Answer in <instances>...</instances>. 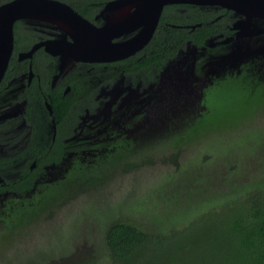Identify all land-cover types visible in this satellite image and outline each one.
I'll return each instance as SVG.
<instances>
[{"label": "rangeland", "instance_id": "obj_1", "mask_svg": "<svg viewBox=\"0 0 264 264\" xmlns=\"http://www.w3.org/2000/svg\"><path fill=\"white\" fill-rule=\"evenodd\" d=\"M20 24L27 27L29 23L21 21ZM230 30L227 37L213 36L204 41L202 47L186 45L166 61L150 83L129 87L120 79L101 85L100 103L89 115L98 122L94 132L122 133L138 144H150L184 128L203 109L200 103L202 88L212 76L222 69L236 67L254 51L264 55V32L242 37L236 36L237 30L232 25ZM11 83L14 86L7 92L2 105L8 100L10 103L0 109V121L16 115L22 107L21 102L13 103L12 94L21 89L22 77ZM211 121L207 118L204 126ZM253 122L260 128L259 139L264 136V112ZM199 138L202 137L193 138L191 144L197 145ZM262 141L249 146L237 139L227 149L217 151L216 140H212L209 156L200 164L195 158L194 167L142 168L135 174L117 178L112 184L114 189L104 198L96 193L83 195L60 220H56L55 230H49L50 226H42L41 231L39 227L34 228L18 245L19 249L16 246L20 257L14 258L11 264H20L21 259L25 261L29 256L32 259L36 253L34 249L43 251L35 256L36 264H65L63 257L75 249L92 254L93 264H116L107 256L102 237L105 225L116 216L143 230L151 226L156 229L158 219L170 220L176 228H181L196 218L197 226L185 237L192 239V246L187 250L185 261L176 264H220L205 259L213 244L223 237L219 230L207 233L214 218L205 214L223 209L225 203L238 201V209H243L242 217L247 220L242 225L252 221L262 200L255 193L264 185V137ZM247 186H251L253 194L248 196L250 201L245 202L243 197L250 191ZM234 191L238 193L225 200L224 194ZM249 234L246 229L242 231V238L238 239L240 249L245 247L244 240ZM212 238L214 240H210ZM178 244L181 245L182 240ZM44 255L48 258L39 259Z\"/></svg>", "mask_w": 264, "mask_h": 264}, {"label": "trees", "instance_id": "obj_2", "mask_svg": "<svg viewBox=\"0 0 264 264\" xmlns=\"http://www.w3.org/2000/svg\"><path fill=\"white\" fill-rule=\"evenodd\" d=\"M64 1L68 2L83 17L92 19L107 0ZM217 8V10H213L210 7H199L194 4L164 6L150 40L139 51L119 61L93 64V67L98 69L99 85L113 80L121 72L130 75L140 72L148 79H153L161 65L174 57L178 50L184 49L186 42L200 47L211 36L221 34L222 37H225L229 35L231 19L227 15L230 11L221 7ZM191 25L193 28H190ZM13 31L15 33L14 53L9 58L5 75L10 69H17L19 72L26 71L27 60H16L15 52L26 50L29 44L34 41L29 31L22 28L17 21L13 24ZM245 65L247 64L242 67ZM42 66L40 65V67ZM35 67L39 66L33 62L32 68ZM248 70L242 68L239 73L232 75L226 73L214 79L210 85L203 89L201 102L205 105V111L195 119L192 126L173 135L168 143L161 141L155 146L156 150L147 148L146 152L139 151L131 156L130 161L126 159L124 164L130 162V167H116V170L124 174L115 176L117 171H114V176L120 178L122 175L135 174L142 168H158L133 167L134 164L142 162L152 165L155 159H159L164 167L172 165L176 170L194 167L193 160L195 158L200 164L209 156L208 152L211 150L209 145L212 140H216L217 151L227 149L237 139L249 143V146L258 142L263 143L264 136L257 139L260 128L256 122L254 124L253 120L255 121L259 113L264 112V77L254 75ZM238 91L241 95L238 94ZM207 118H211L212 121L204 126ZM256 128L257 131H255ZM197 136L202 138H199L200 142L194 146L191 142ZM125 152H127L126 149ZM144 157L145 161L142 160ZM258 158L263 159L262 157ZM187 159H189L188 162H186ZM90 171L92 179L88 180V184L93 187L97 185L101 187L103 185L100 183L102 178L95 175L93 170L90 169ZM104 183L107 185V182ZM250 185L252 184L250 183ZM248 189L250 191L243 197L245 202L252 192L251 186ZM253 189L255 190V188ZM260 189L263 192L259 191L255 195L262 200L252 215L253 222L250 221L248 224L242 225V222L247 220L242 217L243 209H238V201L225 203L223 209L218 208L217 211L212 210L205 214L214 218V222L207 227V233L219 230L223 235L221 240L215 242L207 252L206 260L218 261L220 264H264V185ZM237 193L234 191L224 194V198L226 200ZM25 207L27 206H19L13 218L23 222L32 217L31 220L36 221L44 215L41 214L43 212L41 207L34 209L26 216V213L21 212L24 210L29 212L30 209ZM195 219L187 221L181 228H176L170 220L158 219L156 220L158 223L156 229H152L151 226L148 227L149 229L143 230L116 216L109 220L102 232L107 256L116 264H176L178 261H185L187 250L192 246V239L185 237L189 230L192 231L197 226L198 220ZM17 228L16 221L6 220V228L0 232V264H11L14 258L20 257L16 247L10 248L17 234H15ZM245 229L250 231V234L246 236L249 238L244 240L245 247L240 249L238 239L242 238L241 233ZM180 240H182L181 245L178 244ZM210 240H214V238ZM224 240L225 242H222ZM73 251L63 257L66 260L65 264H93L92 254L86 255L80 249ZM35 252L34 256L41 253L40 251ZM43 258L46 256L44 255L41 259ZM33 260L35 257L30 259V262L21 259L19 263L36 264L37 261Z\"/></svg>", "mask_w": 264, "mask_h": 264}, {"label": "flooded vegetation", "instance_id": "obj_3", "mask_svg": "<svg viewBox=\"0 0 264 264\" xmlns=\"http://www.w3.org/2000/svg\"><path fill=\"white\" fill-rule=\"evenodd\" d=\"M9 1L11 0H0V5ZM56 1L68 5L80 14L68 2ZM210 8L218 9L217 7ZM96 14L92 19L84 18L98 24L100 20H94ZM227 17L231 19L230 29L232 22L238 19V15L234 16L230 11ZM17 22L20 24L21 21ZM28 23L27 27L20 24L34 39L26 50L37 42L56 39L63 33L51 23ZM14 34L13 31V48L10 57L14 53ZM218 35L220 38L227 37ZM21 51L23 50L15 52L16 60H18L17 53ZM26 60V71L19 72L17 69H10L5 75V70L0 80V109L10 103L8 100L4 106L2 105L7 98H5L7 92L14 86L11 81L20 77L23 81L21 89L16 94L12 93L13 103H22L21 110L16 115L0 121V232L6 228V220L16 221L18 228L15 234H17L10 248L17 246L18 249V245L32 234L34 228L50 226L49 230L54 229L51 227L55 226L56 220H60L67 209L71 208L76 201H80L83 195L96 193L104 198L114 189L112 184L115 178H118L115 176L124 174L116 170V167H130V162L124 164L126 159L130 161L131 156L139 151L146 152L147 148L156 150L155 146L161 141L168 143L173 135L192 126L195 119L205 111V105L200 99L203 109L192 118L190 123L180 131L171 132L150 144H138L122 133H95L98 122L89 115H92L98 108L99 88L103 85H99L98 69L93 67V64L97 62H66L59 69L58 56L46 52L42 46L36 48L31 58ZM33 62L39 67L32 68ZM29 65L31 75L28 79L26 75ZM40 65L43 66L40 67ZM163 65L154 74L153 79H148L140 72L132 75L121 72L116 78L104 84L108 85L112 81L121 79L129 87L142 86L154 81ZM242 65L244 64L238 65V73L242 68L249 69L248 71L251 72V65H245V67ZM263 71L264 65L251 73L259 74ZM238 94L241 95L239 91ZM142 160L145 161L146 158ZM133 167L163 169L164 166L159 159H155L152 165L142 162L134 164ZM164 168L174 169L172 165ZM90 169L102 178L100 183H103V187L98 185L93 187L88 184V180L92 179ZM114 171H117L115 176ZM104 182H107V185ZM22 205L30 209L29 212L27 210L21 212L26 213V216L34 209L41 207L43 208L41 214L44 215L36 221H32V217L23 222L13 218L16 209ZM35 251L43 252L34 249L33 252ZM29 260L30 257L25 261L30 262Z\"/></svg>", "mask_w": 264, "mask_h": 264}, {"label": "water", "instance_id": "obj_4", "mask_svg": "<svg viewBox=\"0 0 264 264\" xmlns=\"http://www.w3.org/2000/svg\"><path fill=\"white\" fill-rule=\"evenodd\" d=\"M135 1H106L94 17V20H100L98 24L85 19L68 5L56 0H11L1 4L0 80L6 70L13 48V23L18 20L51 23L63 31L56 39L37 42L28 50L17 53L18 60L30 59L33 51L42 46L46 52L58 56L59 69L66 62L105 63L123 59L136 53L150 40L162 9L168 4H194L199 7L225 8L230 10L234 16L238 15V19L232 24V28L237 30L236 36L252 37L264 32V19L261 15L243 9V7H249L264 10V0H145L139 9L134 7L129 12L130 8L126 6ZM111 11H115L114 16ZM28 13H42L46 16H52V18L28 17L26 16ZM108 21L113 22L108 23ZM190 28H193V25ZM186 45L196 47L189 42H186ZM259 52L254 51L241 60L238 65L250 64L251 72H255L264 62V55ZM238 65L233 68L222 69L218 74L212 76L202 88L201 97L203 89L210 85L214 79L226 73L229 75L238 73ZM252 74L255 75V73ZM30 75L29 65L26 75L28 79ZM257 75L264 77V71Z\"/></svg>", "mask_w": 264, "mask_h": 264}, {"label": "bare ground", "instance_id": "obj_5", "mask_svg": "<svg viewBox=\"0 0 264 264\" xmlns=\"http://www.w3.org/2000/svg\"><path fill=\"white\" fill-rule=\"evenodd\" d=\"M144 1L145 0H136L134 3H132L130 5H127L126 7L130 8L129 12H131L134 7L137 8V9H139L141 3H143ZM243 9L245 11H248V12L258 13L264 19V10L263 9H260V8L251 9L249 7H243ZM111 13L114 16L115 11H111ZM0 15H1V12H0ZM26 16H28V17H40L42 19H51L52 18V16H46V15H44L42 13H28V14H26ZM112 22L113 21H108V23H112ZM70 29L73 30L71 27H70Z\"/></svg>", "mask_w": 264, "mask_h": 264}]
</instances>
